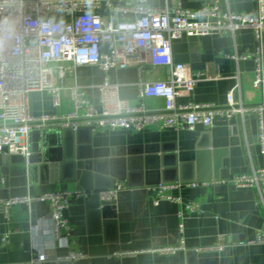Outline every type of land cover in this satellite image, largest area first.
<instances>
[{
  "label": "crops",
  "instance_id": "obj_1",
  "mask_svg": "<svg viewBox=\"0 0 264 264\" xmlns=\"http://www.w3.org/2000/svg\"><path fill=\"white\" fill-rule=\"evenodd\" d=\"M114 5H134V1L119 0ZM147 5L171 9L181 6L190 10L217 5L221 12L252 17L258 13L257 0H147ZM96 13L109 23H113L115 16L118 20L132 17L116 13L108 4H103ZM255 49L254 31L250 27L241 28L235 35L223 33L176 40L173 43L175 62L186 65L192 73L204 75L191 97H181L177 102L224 106L230 91L238 86L237 100L245 105L259 104L263 92L253 87L254 60L227 57L253 53ZM104 78L105 73L97 66L77 67L63 79L55 73L53 80L61 88L60 107L54 106L51 93L36 91L29 97L30 113L34 117L69 115L75 108L73 87H79L83 98L100 112V86ZM169 79L167 67L147 66L142 75L136 66L110 72L111 82L119 86L121 100L133 107L144 103L153 111L162 110L165 101L160 98L141 100L138 83L140 80ZM89 139L93 149L107 151L108 161L123 158L131 161L134 169L145 172H132L127 181H116V186L124 187L118 192L117 200L102 203L110 206L113 214L91 217L90 199L74 200L65 212L73 234L61 245L51 240L48 225L37 233H28L35 220L49 213L48 202H38L30 208L25 204L13 205L9 208L10 219L0 203V264H34L33 259L39 258L46 261L38 264L48 261L68 264H264V245L248 244L259 231H264L261 194L258 189L238 188L226 182L236 175L264 168L258 121L256 119L255 125L252 115L232 119L218 117L212 127L200 125L194 131H162L157 124L139 133L133 127L111 130L94 126L81 134V142ZM2 155L0 153V201L28 194L37 197L53 192L85 191L78 180L61 181L59 173L44 176L40 172L32 180L25 157L8 155L5 161ZM150 169L154 172H149ZM163 172L167 182L162 180ZM175 178L178 181H174ZM192 182L207 184L189 187L187 184ZM160 184L179 185L165 191L178 197L179 202L161 200L155 204ZM190 205L198 210L192 211ZM182 241L184 249L174 255L149 252L179 246ZM220 242L225 244V251L205 252ZM129 251L140 253L130 257L115 256V253ZM78 252L87 257L68 259L71 253ZM203 254H219V257L200 258Z\"/></svg>",
  "mask_w": 264,
  "mask_h": 264
},
{
  "label": "built area",
  "instance_id": "obj_2",
  "mask_svg": "<svg viewBox=\"0 0 264 264\" xmlns=\"http://www.w3.org/2000/svg\"><path fill=\"white\" fill-rule=\"evenodd\" d=\"M119 0H0V153L22 155L27 165L31 155L29 134L49 127L79 129L81 127H103L111 130L133 127L142 132L147 126L157 124L162 131H194L198 126L212 127L218 117L232 119L235 116L256 115L258 136L264 153V0H257L258 13L255 17L245 14L221 12L217 5L200 10H190L177 6L152 8L147 0H130L134 5L115 6ZM103 4L114 8L116 13L132 15L118 20L117 26L107 22L96 13ZM8 18L11 27L3 21ZM243 27L254 31L256 49L253 53L227 56L230 59L255 62L253 87L263 92V99L256 105H245L235 97L238 86L230 91L224 106L188 102L179 104L181 97H191L196 85L204 80L202 73H192L173 57V43L183 37L231 34L235 35ZM80 66H97L105 78L100 86L102 110L99 112L83 98L79 87L71 89L74 111L58 117L43 115L34 117L30 113L29 97L32 92H49L53 104L60 107L61 88L55 84V73L63 79ZM136 66L142 75L147 66L167 67L168 81L138 83L141 100L160 98L165 101L162 110H149L144 103L136 107L119 97V86L110 80V72ZM83 112V113H82ZM238 188L258 189L264 204V168L250 174L236 175L228 181ZM207 184L206 182H201ZM199 182L187 184L189 187ZM179 185H159L161 200L179 202V198L168 195V188ZM124 187L99 192L64 191L47 193L33 197L8 198L0 201L7 218L9 208L25 204L30 208L38 202H48L50 211L35 220L28 233L33 234L45 225L50 227L51 240L59 245L68 242L73 234L65 216L74 200L90 199L97 194L101 203L117 200L118 192ZM192 211L196 206H189ZM202 213V211H201ZM248 244L264 245V231H259ZM184 249L179 246L152 249L157 255H174ZM224 243H218L205 252L222 253ZM143 252V251H142ZM140 251L115 253L116 257H130ZM87 256L71 253L69 260H79ZM47 259V256H46ZM43 260L33 259L34 264Z\"/></svg>",
  "mask_w": 264,
  "mask_h": 264
},
{
  "label": "water",
  "instance_id": "obj_3",
  "mask_svg": "<svg viewBox=\"0 0 264 264\" xmlns=\"http://www.w3.org/2000/svg\"><path fill=\"white\" fill-rule=\"evenodd\" d=\"M117 22L118 19L115 16L114 27L117 26ZM252 119L256 125V115H252ZM92 129L93 127H81L77 130L49 127L32 131L29 134L31 155L28 164L31 179H35L40 172L43 175L45 174L44 176H49L52 172L54 174L59 173L61 181L78 180L85 191L97 193L114 189L116 181H127L132 172H145V170L134 169L131 161L123 158L108 161L107 151L93 149L91 139L84 143L81 142V134L85 130L90 131ZM40 140L42 141L41 144ZM33 141L36 143H31ZM155 148L158 149L159 147L156 146ZM2 158L5 161L8 159L5 149ZM156 169L158 171V168ZM150 170L149 172H154L153 169ZM163 176H165V172L162 173ZM162 180L167 182L165 177ZM174 181H178V179L175 178ZM88 207L92 210L91 217L98 215L105 217L106 213L113 214L111 213L113 209L110 206H104L97 194L90 198ZM111 217L113 216L111 215ZM209 257H219V254L200 255V258ZM45 264H68V262L48 261Z\"/></svg>",
  "mask_w": 264,
  "mask_h": 264
},
{
  "label": "clouds",
  "instance_id": "obj_4",
  "mask_svg": "<svg viewBox=\"0 0 264 264\" xmlns=\"http://www.w3.org/2000/svg\"><path fill=\"white\" fill-rule=\"evenodd\" d=\"M3 23L9 27H11L12 22L10 20H8V18H5V20L3 21Z\"/></svg>",
  "mask_w": 264,
  "mask_h": 264
}]
</instances>
